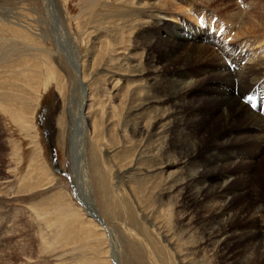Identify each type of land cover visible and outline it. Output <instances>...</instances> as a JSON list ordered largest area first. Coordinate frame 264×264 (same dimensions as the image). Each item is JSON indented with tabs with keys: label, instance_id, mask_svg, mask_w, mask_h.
Segmentation results:
<instances>
[{
	"label": "rangeland",
	"instance_id": "obj_1",
	"mask_svg": "<svg viewBox=\"0 0 264 264\" xmlns=\"http://www.w3.org/2000/svg\"><path fill=\"white\" fill-rule=\"evenodd\" d=\"M123 1L0 0V264H113L114 254L117 264H264V245L251 240L250 234L222 250L209 244L206 198L189 199L186 188L173 196H157V182L143 175H135L134 184L132 179L118 180L117 174L125 173L127 163L135 159L122 151L119 138L126 113L120 102L134 86L116 92L121 82L116 86V79L108 75L109 65L121 75L130 76L132 70L146 73L143 44L146 47L152 11L147 7L154 4L147 0L146 9L140 6V12H131L121 6ZM221 2L230 9L240 0H215L210 6ZM257 2L264 10V0ZM178 3L183 9L175 11V18L164 13L160 17L175 25H214L209 8L199 7L200 0ZM193 9L199 12L193 14ZM142 13H149L144 20ZM58 23L71 49L61 44ZM209 30L217 36L212 26ZM70 51L77 56L80 74ZM80 81L88 86L89 104H96L85 109L90 122L84 150L92 201L103 223L84 210L71 176L70 119L78 112ZM129 139L138 144V139ZM263 182L253 179L250 193L239 195L234 205L252 198L264 204ZM252 224L237 218L228 230L248 232Z\"/></svg>",
	"mask_w": 264,
	"mask_h": 264
},
{
	"label": "bare ground",
	"instance_id": "obj_2",
	"mask_svg": "<svg viewBox=\"0 0 264 264\" xmlns=\"http://www.w3.org/2000/svg\"><path fill=\"white\" fill-rule=\"evenodd\" d=\"M88 1L93 3L95 0ZM133 1L125 0L121 6L131 12H140V6L146 9L144 6L148 5L147 0L145 3L138 0V4ZM152 1L154 4L147 7L153 15L147 17L148 13L146 16L149 23L145 29L146 47L143 44L148 54L146 73L132 70L130 76L121 75L114 65H109L112 68L108 75L117 82L114 85L121 82L116 92L134 86L130 92H124V100L120 102L126 113L120 122L119 138L123 141L122 151L135 159L127 163V170H121L125 173L117 174L118 180H133L131 183L134 184L135 175H143L154 179V185L157 182V196H173L186 188L187 198L196 202L206 198L211 215L206 230L207 241L214 247L221 249L226 244L240 241L246 234L264 245L262 199H245L242 204L234 205L239 195L250 193L253 179H264V55L261 56V52L264 54V10L260 9L257 0H240L230 9L228 3L211 7L215 0H200L203 5L199 4V7L206 5L209 8L214 25L203 22L204 25L201 23V28H197L196 23L175 25L173 20L160 17L164 13L175 18V11L183 9L178 0ZM195 12L199 11L193 9L192 13ZM142 14V19H146ZM211 26L217 36L210 32ZM56 28L61 44L71 49L59 23ZM77 61L75 58L74 68L80 74L82 70ZM78 88L81 97L76 108L78 112L72 113L70 119L71 176L76 198L84 210L103 223L97 217L92 201L84 150V131L90 122L85 109L91 110L96 104H89L88 86L83 81L79 82ZM129 136L138 139V144ZM131 142L136 145H130ZM91 152L95 173L97 157H94V149ZM173 154L178 155V160L173 159ZM235 182L236 189L233 187ZM258 188L254 185L253 189L258 191ZM237 218L253 223V226L248 232L228 230ZM256 225L261 231L255 229ZM102 226L106 229L104 224ZM114 255L112 261L117 264L118 257Z\"/></svg>",
	"mask_w": 264,
	"mask_h": 264
}]
</instances>
